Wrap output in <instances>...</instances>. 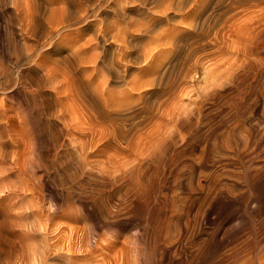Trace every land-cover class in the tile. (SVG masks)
Segmentation results:
<instances>
[{"label": "rangeland", "instance_id": "1", "mask_svg": "<svg viewBox=\"0 0 264 264\" xmlns=\"http://www.w3.org/2000/svg\"><path fill=\"white\" fill-rule=\"evenodd\" d=\"M262 7L224 15L193 53L188 44L163 52V30L140 39L146 56L128 81L153 64L165 73L136 91L75 56L95 49L78 25H58L50 56H28L33 40L15 0H0V264H264ZM247 17L257 22L250 35ZM102 89L120 97L123 106L110 109L125 112L121 121L105 119Z\"/></svg>", "mask_w": 264, "mask_h": 264}, {"label": "bare ground", "instance_id": "2", "mask_svg": "<svg viewBox=\"0 0 264 264\" xmlns=\"http://www.w3.org/2000/svg\"><path fill=\"white\" fill-rule=\"evenodd\" d=\"M15 6H16V9H17L18 17L20 18V20L22 21L23 25L25 26V30L27 31V33L31 36V40H33L32 42H29L26 45V49L28 50L27 51V55L28 56H31V53L34 54L33 56H40V57L41 56H50V52L52 51L51 49L53 47H56V46L59 45V44H57L58 43L57 42L58 39L56 41L54 40V38L59 34V31H60L59 27H61V26H58V25L61 24L62 25L61 28H64V29L68 28V27H71V26H74V25H78V26L81 27L82 30H84V31H86L87 33L90 34V35L88 34V36H90V40L89 41L90 42L94 41V42H91V43L94 44V48L95 49L92 52V50H91L92 48L89 47L90 48L89 51L92 52V53H89V51H87L88 48L86 47L87 48L86 52L89 53V55H88V53L83 51V49L85 50V48L82 46L83 44L82 45L79 44L81 47L79 45L78 46L80 47V49H82V51L85 54L82 55L81 53H83V52H80L79 48H78L76 50L75 56L76 57H78V56H86V59L88 58L87 56H91L92 60L94 62H96V66L100 65L103 68L104 73L106 75L105 82H108V83H110V82H112V83H123V82H125L128 85H130V84L131 85H135V87H133V88L135 90L137 89L136 91H138V89L141 88L142 86H149V85L151 86L152 84L154 85L155 83H157L158 80L162 78V73L164 72V71L161 70L159 63L158 64H153V65H150V66L146 65L148 67H145V68H143L144 70H141V71H145L144 72L145 75H144L143 72L142 73H143L144 76L142 74H140L141 72L139 73V75H142L141 79L136 80L138 77L136 79H134L135 77L133 76L134 78L132 80L128 81V78L130 77V73L131 72L133 73L132 70H133L134 65L137 62H139L138 56H146L145 54H143L141 52H138L137 51L138 49L136 50L135 45L140 39L145 38L146 36L151 35L152 33L156 34L158 31L160 32V30L162 32V30H163V33H161V32L160 33L163 34L162 35V37L164 38L163 40L166 39L165 41L167 43L166 42L165 43L168 44L167 48L164 47L165 50L163 52H165V53H167V52L168 53H175V52H177L176 50H177L178 47H180V49H181V47L184 48L185 45L188 44V45H191L190 46V48H191L190 51H192V53H193V51L195 50V49L194 50L192 49L193 45L194 44H198V46H200L199 45L200 43L202 45V41L204 40V38L207 39L208 38L207 36L210 35L211 31L212 30L215 31V29H214L215 26L217 27L218 24H220L219 22H220L221 17L223 18L224 15H226L228 13H231V12H235V14L238 15L239 11L248 10V9H251V8H253L255 6H263L262 9L264 10V0H15ZM259 11L262 12L261 10H258V12ZM241 14H242V12H241ZM259 15L260 14H258V18H259ZM261 15H262V13H261ZM251 16H252V14H249V17H251ZM249 17H247L248 20L244 19L246 22L243 21L247 25H244L243 22H242L243 24L242 23L241 24L246 26V28L242 26V28H245L244 31L246 32V34H247V30L246 29L248 27L249 28L251 27L250 31L248 32L249 35H250V32H252L251 31L252 26H254L253 23L254 24L256 23V25H257V22H251V24H249L250 23L249 20L251 19V18L249 19ZM110 18L111 19L113 18L112 22L106 24L109 21L108 19H110ZM255 18H257V16ZM258 18L256 20L260 21V19L258 20ZM253 19H254V17H253ZM253 19H251V20H253ZM262 19H263V16H262ZM106 20H108V21L106 22ZM179 20H180L179 24H173L174 21H179ZM247 21H249V23ZM171 23H172V25H171ZM166 25H170V26L167 28V27H165ZM222 25H225V24L222 23ZM231 26H232V24H231ZM233 27L234 26H232L231 28H233ZM255 27L256 26H254V28ZM71 28H73V27H71ZM217 28H219V27H217ZM226 28H227V26H226ZM227 30H229V29H226V31ZM255 30H256V28H255ZM63 31H65V30H63ZM220 31H222V28H221ZM240 31L241 30H239L238 33ZM242 31H243V29H242ZM222 32L224 34V31H222ZM230 32L231 31H229L228 34ZM240 33H242V32H240ZM161 34H160V36H161ZM230 35L231 34H229V37H230ZM149 37H147V38H149ZM229 37L228 38L226 37V38L229 40ZM85 38H87V37H85ZM154 38H155V36H154ZM157 38L158 37L156 36V39ZM159 38H158V40H159ZM213 38H214V36H213ZM63 39H65V38H63ZM66 39H68V38H66ZM246 39L245 40L248 42L249 39L247 37H246ZM160 40H162V38ZM245 40H243V41H245ZM76 41H77V39H76ZM76 43H73V44L76 45ZM91 43H89V44H91ZM162 43H163V41H162ZM87 44H88V42H87ZM140 45L141 44H139V46ZM140 47H142V46H140ZM196 47H197V45H196ZM150 48H151V46H150ZM198 48H201V46L198 47ZM144 49H143V51H145ZM147 50L148 49L146 48V51ZM60 52L61 51H59V53ZM74 52H75V49H74ZM195 52H194V54H195ZM77 60H78V58H77ZM88 61H90V59ZM93 61H91V62H93ZM82 64H84V63H82ZM93 64H95V63H93ZM148 64H149V62H148ZM75 65H77V64H75ZM168 67H169V65H168ZM82 71H83V69H82ZM90 76H91V74H90ZM97 79H99V78H97ZM100 79H102V78H100ZM80 80L81 79H79V81ZM101 84H99V85H101ZM77 85H79V84H77ZM80 86H81V84H80ZM94 86L96 87V85H94ZM95 87H94L95 90H97V88H99L101 90L100 86H98L97 88H95ZM84 88H85V86H84ZM84 88H83V90H84ZM143 88L146 89L148 87H146V88L143 87ZM91 89H93V88H91ZM106 89L109 91L108 88H106ZM113 89L112 90L110 89V92L113 91ZM144 89H143V91H144ZM117 90H119V89H117ZM129 90H130V88L127 89V92H129ZM85 91H87V90H85ZM132 91H130L131 94H132ZM136 91H134V92L136 93ZM116 92H118V91H116ZM124 92H126V90ZM127 92L125 93L126 97H127V95H129V93L127 94ZM147 93H148L147 89L144 91V93H139V96H140L139 100H140L141 97L144 98L145 97L144 95H146ZM89 94H91V93H89ZM122 94H121V96H122ZM109 95H111V94H109ZM118 95H120V94H118ZM83 96H80V98L83 97ZM115 97L108 96V93L106 94V92L103 91V89H102L101 92L99 91V95H98L100 104H102L100 106H103L105 108V110H104L105 113L104 112L103 113L104 114L107 113V115L109 117V118H105V119H109L111 121H116V120L120 119L119 121H121L124 118V115H125L124 113L125 112L122 113V112H120L118 110L112 111L113 109H110L112 106H113L112 108H114V106H116V108L117 107L119 108L120 106H123L121 104V102L119 101L120 97H119L118 101H116L117 99ZM133 97H134V95H133ZM122 98H123V96H122ZM130 98L131 97L129 96V99ZM132 98H131V101H132ZM86 100H87V98H86ZM135 100H136V98H135ZM121 101H123V104L125 103L124 98ZM81 102H82V99H81ZM128 102H130V101H128ZM132 102H135V101H132ZM84 103H83V105H84ZM30 106H29V108L32 109V107H30ZM92 107H90V108H92ZM34 110H36V109H33V111ZM92 110H93V108H92ZM27 112H30V111H27ZM30 114H28L27 116H29ZM104 117H105V115H104ZM104 117H102V118H104ZM145 119H146V117H145ZM27 120H29V118ZM104 120H102V122H104ZM116 125H117V123H116ZM113 126H112V128H113ZM121 128H123V126ZM116 129H119V126ZM129 131H128V133H129ZM118 132H120V131H118ZM124 132H125V129H124ZM111 134L109 136H111ZM120 134H118V135H120ZM118 137H120V136H118ZM113 138L115 140V135H114V137H112V139ZM123 140H126V139H123ZM183 140H184V138H183ZM117 141H118V138H117ZM123 148H121V149H123ZM26 159H25L24 162L27 163V165H28V162L26 161ZM22 164L25 165L24 163H22ZM24 167H27V166H24ZM21 168H19V170ZM28 168H29V166H28ZM22 169L25 170L26 168H22ZM21 171L22 170H20V172ZM20 172H19V174H20ZM26 172H27V170L25 171V175H26ZM20 176H22V175H20ZM29 176H28V178H29ZM3 180H4V178H3V175H2V176H0V181H1L0 185H2V181ZM6 180L8 181V179H6ZM28 181H30V180H28ZM8 182H10V181H8ZM29 185H28V188H30ZM0 187H3V186H0ZM21 189H23V188H21ZM16 193H17V191H16ZM27 193H29V192H27ZM2 195H4V194H2ZM10 195H11V191H10ZM24 196H26V195H24ZM3 197H5V195ZM22 198H23V196H22ZM24 207H25V205H24ZM29 207H30V205H28L25 209L27 210V208H29ZM11 208L19 210L20 208L22 209L23 207L20 205V203L18 201H15L12 204ZM20 215H23V217L26 216L28 218L31 215V210H30V212L29 211L25 212V210H24V212L21 211ZM28 221H27V223H26V221L25 222L23 221L25 224L22 223L23 227L25 228V229L23 228V231L25 232V235H24V240H23L22 247L25 248V250H27V253L29 254V259H30V257H31V224L28 223ZM59 249H61V248H59ZM41 252H42V250H41ZM36 257H37V255H36ZM136 258H139V257H136ZM142 258H144V257H142ZM142 258H139V259H142ZM141 263H143V262H141Z\"/></svg>", "mask_w": 264, "mask_h": 264}]
</instances>
